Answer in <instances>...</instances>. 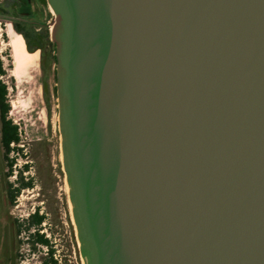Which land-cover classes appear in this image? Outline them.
<instances>
[{
  "label": "water",
  "instance_id": "water-1",
  "mask_svg": "<svg viewBox=\"0 0 264 264\" xmlns=\"http://www.w3.org/2000/svg\"><path fill=\"white\" fill-rule=\"evenodd\" d=\"M84 264H264V0H46Z\"/></svg>",
  "mask_w": 264,
  "mask_h": 264
},
{
  "label": "rangeland",
  "instance_id": "rangeland-1",
  "mask_svg": "<svg viewBox=\"0 0 264 264\" xmlns=\"http://www.w3.org/2000/svg\"><path fill=\"white\" fill-rule=\"evenodd\" d=\"M54 16L45 23L51 26ZM9 33V36L7 34ZM12 36L9 21L0 20V59L10 108L7 118L21 131L22 154L15 157L12 173L3 160L0 144V264H84L72 221L68 187L62 167L58 130L57 95L52 66L43 72L39 54H31ZM24 41V40H23ZM37 53V52H36ZM28 166L24 173L20 169ZM20 176L31 183L19 192L15 202L7 199V185L17 184ZM35 211L45 216L40 232L49 240L51 251L27 242L24 220ZM22 224L20 233L17 226Z\"/></svg>",
  "mask_w": 264,
  "mask_h": 264
},
{
  "label": "flooded vegetation",
  "instance_id": "flooded-vegetation-1",
  "mask_svg": "<svg viewBox=\"0 0 264 264\" xmlns=\"http://www.w3.org/2000/svg\"><path fill=\"white\" fill-rule=\"evenodd\" d=\"M51 13L46 0H0V20L10 22L11 29L19 35L12 37L23 42L26 49L25 40L28 41L31 54H39L44 73L52 66L56 87V46L51 40L52 25L44 21Z\"/></svg>",
  "mask_w": 264,
  "mask_h": 264
},
{
  "label": "trees",
  "instance_id": "trees-1",
  "mask_svg": "<svg viewBox=\"0 0 264 264\" xmlns=\"http://www.w3.org/2000/svg\"><path fill=\"white\" fill-rule=\"evenodd\" d=\"M25 42L27 45V51L31 53L32 49L29 47L28 41L25 40ZM2 75H4V68L0 59V77ZM9 108L10 105L7 101V88L0 80V144L3 150V160L8 169L7 176H10L12 173V167L16 160L15 157H10V154L13 152H17V155L20 153L22 154V148L18 146L21 142V131L17 125L13 124V122L7 118ZM27 169L28 166L24 165L22 169H20V174L24 173V170ZM23 180L24 178L20 176L19 180L16 181L17 184L15 187L13 184L7 185V199L10 204L15 202V199L21 190L30 188L31 183ZM44 220L45 216L41 215L39 211H35L24 220V232L27 234V242L28 244H31L33 250H35V246H41L45 247L49 252H52L48 238L40 232ZM21 227L22 224L17 226L18 233H20ZM51 264H56V262L51 260Z\"/></svg>",
  "mask_w": 264,
  "mask_h": 264
},
{
  "label": "bare ground",
  "instance_id": "bare-ground-1",
  "mask_svg": "<svg viewBox=\"0 0 264 264\" xmlns=\"http://www.w3.org/2000/svg\"><path fill=\"white\" fill-rule=\"evenodd\" d=\"M20 45H21V47H22V49H23V47H24V44L20 43Z\"/></svg>",
  "mask_w": 264,
  "mask_h": 264
}]
</instances>
